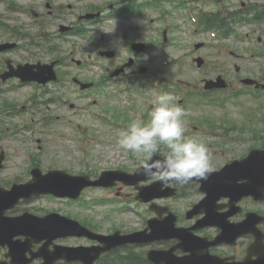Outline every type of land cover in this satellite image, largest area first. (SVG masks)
<instances>
[{
  "label": "rangeland",
  "instance_id": "rangeland-1",
  "mask_svg": "<svg viewBox=\"0 0 264 264\" xmlns=\"http://www.w3.org/2000/svg\"><path fill=\"white\" fill-rule=\"evenodd\" d=\"M232 1L235 5H237V7H239L241 4V0ZM258 1L261 2L262 0ZM207 2V0H200L198 2V10L204 7ZM225 3H227V1H225ZM205 7L207 9H212L215 8V5L214 3H207ZM178 16H181L180 13L178 14ZM186 27V29L193 30V28L189 24ZM240 30L251 31L252 33H254V31L256 30V32L245 41H241L235 38V52L245 55V58H242L240 61L236 62L240 66H257L258 64L250 59L249 53H251V49H257V47H254L253 45L260 44L258 43L256 37L262 36V44H264V25H262V27L248 25L246 27H240ZM183 34L185 33L183 32ZM255 57L257 61L261 60L260 62L264 63L263 55ZM174 68L177 67H171V70L169 71L171 73V78L174 79L175 82L171 84L169 82L167 84L171 85V88L179 90V92L181 91V88H183L185 93L193 90L191 87L183 86L181 79H183L184 76L182 74L179 75L174 72ZM191 76L193 77V75ZM190 85L193 86L194 83L190 82ZM75 90L76 88L70 85V83H66L64 84V86H60L58 95L62 98L58 101L57 104H54L53 106L49 105L50 109H52L53 114H58L60 117L59 122L54 123V130L52 134L49 130H40L41 132L30 131L28 133H24L31 138L26 140L24 143L16 141L11 142L9 145H5V147L9 149L11 159L9 158L10 161L8 162L6 170L3 172L4 174L8 173L9 175L15 176L20 167H23L25 163H30L29 156L31 154L29 152L36 151L39 146L42 147V151L40 152V160L42 164H44V166H48L49 164H51V158H53L55 159V162L53 164H55L57 168L71 167L75 171L88 173L86 175L90 177L94 175V177L98 178L97 176L101 174L100 172H102L101 170L103 169L134 168V170H136L140 167L137 166L138 164L136 161H140L141 157L139 155H133L132 153L125 152L124 150L120 149L116 143L117 136L112 133V131L114 130H111L110 126L103 124L101 125L99 121H96L95 123L91 122L92 124L100 125L102 127L99 130H96L99 138H104L105 135L112 136V138L106 139V142L101 143H98L97 141L91 142L89 144V142L82 141L83 139L87 140L92 138L91 135L87 137L82 133L86 130L85 126L89 124L87 118L93 117L94 114L93 111L86 110L85 102L89 99H94L96 97L102 98L104 101L103 103L110 106V108H108L107 110H103L106 111L105 117L107 121L110 122L114 127H120V129L126 127L133 118L139 117V115H136V113L141 110L138 104L135 103L131 108L130 106L133 102L129 101V97H127L128 94L118 95L117 91H113V93H111L110 95L104 94V96H99L100 93H81ZM30 92L33 91L28 88L26 90L12 93L11 96L19 102L18 109L21 108L22 103H25L27 105L26 109L20 115H18L15 120H13V123L16 126H19V129H23L26 126L33 124L34 120L35 126L36 128H38L37 130H39L40 126L45 121L46 115L50 113V111L48 110V101L46 100V96L41 97L40 93L38 94V96H35L34 100H31L34 95ZM157 94V91L149 90L148 94L145 96L155 97V95ZM139 96H144V91H142L141 95ZM49 97L50 96H48L47 98ZM250 97L251 99H248L250 100L251 109L243 113L242 116L239 115V118L244 117V120L245 122H247V124H251L255 127L260 123L258 121V118L260 116L264 118V114L260 111V105L262 104V100H264V94L260 96L259 100L256 99L257 97H255V99L252 96ZM67 98H69V100H66ZM70 100H73V103L77 105L75 108H73V110L70 107V103H72V101L70 102ZM144 100L149 101L146 98ZM142 103H144L143 100ZM90 105H94V102L90 103ZM116 105L121 106L115 107ZM102 106L104 105H101V107ZM134 109L136 113L134 112ZM189 110L190 109L185 110V116H190L191 123H194L197 118H201L203 116L207 117L208 115L214 117V120H218L216 118L219 117L220 114H223L218 109L211 110L210 108H191L190 112L192 114L188 112ZM150 111V108L143 109L140 113V118L147 120ZM238 111L239 113L242 112L241 109ZM69 119H74V125L65 126L66 121ZM233 120L237 121L238 123V118H233ZM79 124L80 127H78ZM92 128L95 129V127ZM65 130L73 131V139L70 140V142L65 138ZM199 132L200 130H195L193 132L191 129L185 128L186 136L194 137L200 141L202 139L207 140V137L204 135H199ZM35 134L36 137H33L35 136ZM76 134L82 135L83 137L76 136ZM244 136L248 140L247 142L236 139L233 135L230 134L227 135V141H224V137L218 136L214 137L215 139H213L212 137L208 138V140L211 142L218 141L216 143L217 147L206 145L209 150V154L217 156L220 159V163L224 160L223 156L225 154L228 155V157H240L247 153L249 146H252L254 144L259 145V142H256L257 140L251 138V132H246ZM244 136L243 133L240 134V137L242 139ZM46 137L47 140L50 138V140L54 139L55 141L52 144L47 143L46 140L43 139ZM38 138L42 140L41 143L36 142V139ZM164 151L165 149L163 148V146H161L160 154H162ZM31 157L33 156L31 155ZM212 166H214V164H212ZM128 170L131 171L132 169ZM94 177H92L91 179L95 180L96 178ZM27 179L28 178H24L23 180ZM119 186H123L120 191L122 193L119 194L121 198L117 197L116 195ZM109 188L113 187H96L86 190L80 197V201H82L80 203L78 202L79 204L73 199H70L69 205H67V201H65L66 205H62L57 201L42 199L40 202L35 203V205L36 207L43 208L45 210L61 209L77 216L80 219L91 220L92 223H97L96 225L103 232H108L115 229H122L127 231L135 227H141L143 224V216L147 211V205L142 204V206L137 207L134 202V190L130 187L124 186L120 183L117 184L114 189ZM198 198V196L193 197L192 192L190 190H187L182 201L179 202V205L181 206V209L188 208ZM126 202H131V204H129L133 208L130 206L124 208L123 205ZM121 206L122 208L119 209V207ZM135 208L137 210H134ZM57 241L61 244L70 243L77 245V243H79V241H72L67 239H58Z\"/></svg>",
  "mask_w": 264,
  "mask_h": 264
},
{
  "label": "clouds",
  "instance_id": "clouds-1",
  "mask_svg": "<svg viewBox=\"0 0 264 264\" xmlns=\"http://www.w3.org/2000/svg\"><path fill=\"white\" fill-rule=\"evenodd\" d=\"M151 105L147 120L133 118L118 130V147L139 155L138 170L162 186L206 180L213 171L211 156L202 141L185 135V110L168 93L155 95ZM161 146L165 151L156 156Z\"/></svg>",
  "mask_w": 264,
  "mask_h": 264
},
{
  "label": "water",
  "instance_id": "water-1",
  "mask_svg": "<svg viewBox=\"0 0 264 264\" xmlns=\"http://www.w3.org/2000/svg\"><path fill=\"white\" fill-rule=\"evenodd\" d=\"M86 184L83 183L79 186V189H81L82 187H84ZM54 186H50L47 188V191L50 192H57L60 193L57 190H54ZM53 189V190H52ZM3 196V198H2ZM6 200H5V198ZM2 198V199H1ZM19 200V196H15L14 200L12 202H10L7 194L3 191L0 190V219L3 217V214L5 212L6 209H8L9 207H12L15 205V203ZM26 219V218H24ZM21 219H16L14 220V222L19 223L21 222ZM49 222H52L53 224L50 226H46L47 224H49ZM58 222V223H57ZM64 227L67 226V221L65 219H62L58 216H51L50 218L46 219V220H41V221H37L33 224L30 223V221L28 220L26 222V224L24 226H21L20 224H13L15 231H4L0 229V242L2 244H8L11 248V256L13 258V262L14 264H23L22 262V257L24 255V253L30 248V246L32 245V239L36 240V241H40V240H44L46 239L47 242L45 243V250L47 252V248L49 247V245L52 243V241L54 239H56L59 236H67L69 235V233H65L63 232V229L60 226ZM35 227H41L42 230H36L35 231ZM18 234H25L28 236H31L32 239H28L25 243H21V242H14L12 240L11 237L16 236ZM36 234V236H35ZM101 239V238H100ZM108 237H102L101 240H106L108 242ZM60 249V248H58ZM109 249L107 246L105 248H96L95 249V258L101 254L104 250ZM64 254H57L53 260L49 258L50 254L47 255L48 258V263H51L52 261H55L57 259H59L60 257H62ZM183 264H197L195 262L194 257H191L188 259V261L186 263Z\"/></svg>",
  "mask_w": 264,
  "mask_h": 264
}]
</instances>
